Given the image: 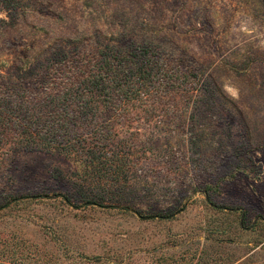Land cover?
Returning <instances> with one entry per match:
<instances>
[{"label":"rangeland","instance_id":"1","mask_svg":"<svg viewBox=\"0 0 264 264\" xmlns=\"http://www.w3.org/2000/svg\"><path fill=\"white\" fill-rule=\"evenodd\" d=\"M129 45L194 81L156 117L94 121L126 162L118 184L0 129V264H264V0H0V81Z\"/></svg>","mask_w":264,"mask_h":264},{"label":"trees","instance_id":"2","mask_svg":"<svg viewBox=\"0 0 264 264\" xmlns=\"http://www.w3.org/2000/svg\"><path fill=\"white\" fill-rule=\"evenodd\" d=\"M195 76L185 59L150 45L61 53L32 83L0 81V129L14 134L15 147L71 160L79 182L118 184L126 162L110 123L94 121L156 117Z\"/></svg>","mask_w":264,"mask_h":264},{"label":"clouds","instance_id":"3","mask_svg":"<svg viewBox=\"0 0 264 264\" xmlns=\"http://www.w3.org/2000/svg\"><path fill=\"white\" fill-rule=\"evenodd\" d=\"M228 92H230L232 95H235L234 89H227Z\"/></svg>","mask_w":264,"mask_h":264}]
</instances>
